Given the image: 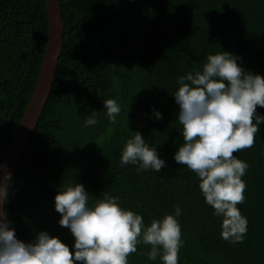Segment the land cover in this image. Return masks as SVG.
<instances>
[{
    "label": "trees",
    "instance_id": "obj_1",
    "mask_svg": "<svg viewBox=\"0 0 264 264\" xmlns=\"http://www.w3.org/2000/svg\"><path fill=\"white\" fill-rule=\"evenodd\" d=\"M60 1L12 234L59 264H264V0ZM48 39L45 0H0V169Z\"/></svg>",
    "mask_w": 264,
    "mask_h": 264
},
{
    "label": "water",
    "instance_id": "obj_2",
    "mask_svg": "<svg viewBox=\"0 0 264 264\" xmlns=\"http://www.w3.org/2000/svg\"><path fill=\"white\" fill-rule=\"evenodd\" d=\"M45 2L49 19V39L43 66L35 92L0 169V242L25 264H59L21 243L9 230L4 217L10 183L51 94L62 52L64 21L61 1L45 0Z\"/></svg>",
    "mask_w": 264,
    "mask_h": 264
}]
</instances>
